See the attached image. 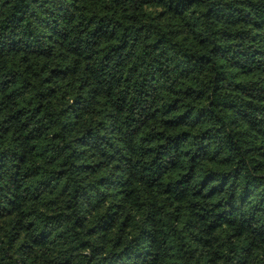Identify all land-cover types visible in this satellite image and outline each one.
I'll use <instances>...</instances> for the list:
<instances>
[{"label": "trees", "instance_id": "obj_1", "mask_svg": "<svg viewBox=\"0 0 264 264\" xmlns=\"http://www.w3.org/2000/svg\"><path fill=\"white\" fill-rule=\"evenodd\" d=\"M0 264H264V0H0Z\"/></svg>", "mask_w": 264, "mask_h": 264}]
</instances>
